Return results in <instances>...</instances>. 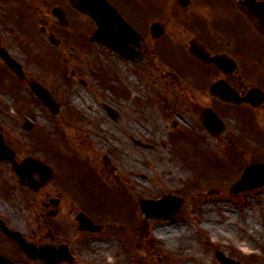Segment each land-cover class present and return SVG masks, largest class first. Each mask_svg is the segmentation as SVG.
Masks as SVG:
<instances>
[{"label": "rangeland", "instance_id": "374dc122", "mask_svg": "<svg viewBox=\"0 0 264 264\" xmlns=\"http://www.w3.org/2000/svg\"><path fill=\"white\" fill-rule=\"evenodd\" d=\"M19 5L0 0L2 37L7 38L9 24L10 54L27 77L50 91L62 116L54 119L10 73V97L0 91V126L9 134L10 147L19 148L22 156L37 153L52 163L51 186L61 204L53 218L40 214L15 188L10 173V198L0 181V218L35 241L50 228L70 245L77 264H220L217 251L242 264H264V187L229 192L243 167L264 163V112L245 122L232 119L230 138H214L201 128L198 92L193 98L180 84L190 82L189 76L173 82L148 68L139 70L107 47L89 39L84 43L81 32L72 29L59 32L60 47L42 46L38 26L49 21L34 15V25ZM0 84H9L1 67ZM103 104L118 112L116 121ZM24 120L31 131L24 130ZM164 194L184 199L180 212L142 219L139 198L154 200ZM80 212L106 226L85 249L78 243L72 248L76 231L70 216ZM173 224L181 227L177 235H157L156 229Z\"/></svg>", "mask_w": 264, "mask_h": 264}, {"label": "flooded vegetation", "instance_id": "af4514ba", "mask_svg": "<svg viewBox=\"0 0 264 264\" xmlns=\"http://www.w3.org/2000/svg\"><path fill=\"white\" fill-rule=\"evenodd\" d=\"M1 1L9 6L11 2L18 3L33 16L40 15L41 20L49 21L47 25H39L38 28L37 35L43 40L42 46L48 44L54 48L60 47L61 40L57 37L59 32L64 33L71 29L81 32L79 36L84 43H87L88 39L92 41L96 30L95 23L77 12L70 0ZM107 1L141 38L138 46L132 44V48L138 49L144 55V61L136 63L135 66L139 70L148 68L162 79L172 78L173 82L181 81L182 78L187 80L186 76H189L190 82L180 84L184 85L183 89L191 92L193 98L196 97L194 92H198L201 123L205 113H214L226 130L223 139L230 138L232 119L245 122L250 116L264 112V102L255 107L251 104L256 102L255 97L249 96L251 90H254V95L258 94V91L264 94V0H134V9L132 0ZM54 9L59 14H64L65 22H58L53 16ZM3 24L0 22V52H6L10 56V34L13 30L9 24H5L9 36L4 40L1 30ZM33 31L36 34L35 30ZM49 34L54 36L57 46L49 42ZM195 51L200 52L201 58L195 56ZM0 67L7 73L10 86V70L1 58ZM28 80L30 78L25 75L23 82L28 83ZM170 85L172 86V83ZM214 85L215 94H212ZM0 87L3 86L0 84ZM8 96L10 97L9 91ZM246 97L247 101L236 102ZM4 116L10 118L9 115ZM4 131L5 127L0 126V135L4 139L2 146L5 148L0 152L3 158H0V179L6 183L7 199L10 198L11 173L15 188L31 200L38 211L42 210L40 214L47 212L45 214L49 217H55L59 213L61 199L57 197L58 191L51 186V181L37 190H32L27 186V178L18 180L10 163V149L14 152V160L18 164L27 156L38 155L40 158L41 155L27 153L22 156L19 148L10 147L9 134H4ZM33 182L34 186L41 183L37 172L33 174ZM73 217L74 215L70 216V223L76 232L73 234L72 248L78 243L80 248L85 249L93 237L106 229V226L100 225L102 228L97 233L77 231L78 224ZM10 230L17 229L10 225V220L0 219V255L16 264H43L39 260L30 262L24 256L7 235ZM21 235L36 247L45 244L57 247L65 244L50 233V228L36 241L23 232ZM66 246L73 261L60 264H77V255L72 252L70 245Z\"/></svg>", "mask_w": 264, "mask_h": 264}, {"label": "water", "instance_id": "95a60500", "mask_svg": "<svg viewBox=\"0 0 264 264\" xmlns=\"http://www.w3.org/2000/svg\"><path fill=\"white\" fill-rule=\"evenodd\" d=\"M79 5L77 8L88 14L98 25V32L96 33V37L109 44L116 51L127 58L136 59L135 56L128 55L126 53L125 47L132 40V35L129 32H126L123 28L126 26L117 12L106 2L103 0H78ZM117 24L121 31L113 30L112 25ZM123 32V33H120ZM10 63V68L14 71H18L19 66L14 62V60L8 61ZM19 73V72H17ZM32 90L36 93V95L43 101V103L50 108V110L55 113V109H53L52 100L50 96L45 94L38 86H34L31 84ZM33 161H27V165L31 166H39L38 164H34ZM264 185V165H256L252 168L247 169L242 178L235 183L233 186V191L237 192L239 190L250 189L253 187H258ZM155 204V205H154ZM181 201H178L174 198H165L163 201L158 203H149L143 202L142 208L143 213L146 216L160 215V214H168L172 215L178 212ZM171 206L172 209L169 211H157L152 210V208H166ZM81 221H83L81 219ZM10 236L18 243L19 247L23 252H25L30 258H40L46 264H55L58 260L60 252L58 250H54L53 248L45 247L40 250L34 249L31 245L26 244L17 234L11 233ZM217 259L222 264H239L233 262L231 259L226 258L221 253H217ZM0 264H12L10 262H6L4 260H0Z\"/></svg>", "mask_w": 264, "mask_h": 264}, {"label": "bare ground", "instance_id": "6f19581e", "mask_svg": "<svg viewBox=\"0 0 264 264\" xmlns=\"http://www.w3.org/2000/svg\"><path fill=\"white\" fill-rule=\"evenodd\" d=\"M145 177V176H143ZM181 230V227L177 224L166 226L165 228L156 229L157 235L167 238L165 234H171V236L177 235V231Z\"/></svg>", "mask_w": 264, "mask_h": 264}]
</instances>
